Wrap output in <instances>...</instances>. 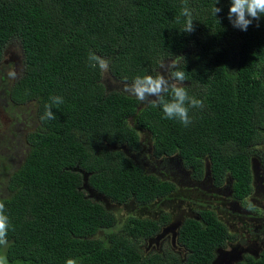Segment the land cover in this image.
<instances>
[{
  "label": "trees",
  "instance_id": "1",
  "mask_svg": "<svg viewBox=\"0 0 264 264\" xmlns=\"http://www.w3.org/2000/svg\"><path fill=\"white\" fill-rule=\"evenodd\" d=\"M184 2L0 0V57L18 41L24 63L11 101L34 102L38 120L26 135L22 163L4 169L7 194L0 204L9 228L0 254L8 264H211L216 249L236 238L212 208H202L178 228L183 255L145 254L139 241L154 237L169 216L129 215L118 226L114 212L84 189L87 184L113 202L139 206L175 191L172 181L146 172L117 148L139 150L141 128L155 157L178 155L197 181L207 158L213 185L230 177L232 198L251 208L252 150L264 138V18L243 32L227 19L228 0L216 5L222 8L217 17L215 0H187L194 31L182 33ZM90 52L129 84L183 56L186 63L169 67V74L185 70L183 83L203 107L189 110L188 127L166 119L151 102L107 90L103 72L89 66ZM53 96L64 102L52 105ZM45 105L55 119L41 120ZM260 163L264 170V153ZM237 264H264V248Z\"/></svg>",
  "mask_w": 264,
  "mask_h": 264
},
{
  "label": "rangeland",
  "instance_id": "2",
  "mask_svg": "<svg viewBox=\"0 0 264 264\" xmlns=\"http://www.w3.org/2000/svg\"><path fill=\"white\" fill-rule=\"evenodd\" d=\"M170 63L171 61L160 67V74L168 79L170 85L177 84L178 81L169 74ZM21 65V46L18 41H13L8 45L4 59L0 62V68L5 69L3 74L11 79L10 84ZM103 84L107 90H119L132 95L126 90L131 84L116 80L108 69L103 72ZM4 96V94L0 95V198L7 194L4 169L9 165L10 170L18 164L20 156H14V153L19 152L22 155L25 153L26 133L32 131L38 123L34 102L8 107L5 110L4 102L1 103V100L7 99ZM152 100H155V97H150L140 104L144 105ZM9 130L11 133L8 132ZM138 132L139 150L133 151L125 145L117 148L142 165L146 172L172 181L176 186L175 191L165 198L156 199L149 205L139 206L133 201L125 204L113 202L91 190L87 184L84 185V189L91 198L102 202L107 209L114 212L118 226H121L129 215L152 219H157L162 214L169 216L168 221L154 237L139 241L143 253L165 250L183 255L184 250L177 242L178 228L184 218L195 216L197 210L202 208H212L230 232L236 236L234 240L216 249L215 259L211 264H237L246 254L256 256L264 248V170L260 163V157L264 153V138L252 150L253 192L246 199L251 205V208H247L232 198L230 177H227L220 187L213 185L207 158H205L204 177L198 181L194 180L178 155L155 157L150 134L141 128ZM9 170L6 172L8 173Z\"/></svg>",
  "mask_w": 264,
  "mask_h": 264
},
{
  "label": "clouds",
  "instance_id": "3",
  "mask_svg": "<svg viewBox=\"0 0 264 264\" xmlns=\"http://www.w3.org/2000/svg\"><path fill=\"white\" fill-rule=\"evenodd\" d=\"M220 0H215L212 6V14L217 17L221 13L222 8L216 5ZM229 8L227 19L231 25L243 32H246L254 20L264 18V0H228ZM181 15L185 18L182 33H191L194 31V9L189 7L187 0L182 7ZM259 25L257 24V27ZM185 62L183 56H175L171 61L170 67L176 69L177 66ZM89 66L93 69L99 68L102 72L108 69V61L100 57L96 53L90 52L88 55ZM186 63V62H185ZM161 67H164L161 64ZM171 76L179 84H169L168 79L163 74L136 76L126 90L134 95L140 102L150 97H155L151 101L153 107H160L164 118L170 120H178L184 127L191 124L189 115L190 109L202 108L203 101L195 96L189 95L188 87L184 85L186 80L185 70H174ZM166 96L169 97L166 99ZM52 105H60L64 102L63 97L53 96L50 98ZM55 119L51 105H45V112L41 116V120ZM9 228V218L4 212V205L0 204V247L7 244V232ZM0 264H8L6 255L0 254ZM66 264H78L76 259H68Z\"/></svg>",
  "mask_w": 264,
  "mask_h": 264
},
{
  "label": "flooded vegetation",
  "instance_id": "4",
  "mask_svg": "<svg viewBox=\"0 0 264 264\" xmlns=\"http://www.w3.org/2000/svg\"><path fill=\"white\" fill-rule=\"evenodd\" d=\"M7 48L8 47H6V46L4 47V49L2 51V55L0 57V62L4 59V55H5V52H6ZM21 55H22V52H21ZM23 67H24V63H23V56H22V65L16 71L15 78L12 81L11 84H10L11 79L5 73L3 74V71L5 70L4 67L0 68V95L4 94L5 95L4 97L7 98L6 100H1V103L4 102L5 110L8 107H12L13 108V107L21 106L23 104V103L22 104H15L14 102L11 101V88H12L14 82H16V80H18L21 77V75L23 73ZM13 104H15V105H13ZM8 132H10V130ZM26 135H27V133H26ZM26 151H27V147H26ZM26 151H25V153H26ZM25 153L23 155H22V153H19V152L14 153V156H16V155L20 156V158L18 160V164L16 165L17 167L24 160Z\"/></svg>",
  "mask_w": 264,
  "mask_h": 264
}]
</instances>
